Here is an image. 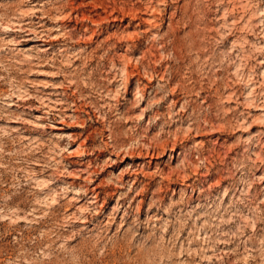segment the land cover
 I'll return each mask as SVG.
<instances>
[{
    "label": "clouds",
    "instance_id": "9594fccd",
    "mask_svg": "<svg viewBox=\"0 0 264 264\" xmlns=\"http://www.w3.org/2000/svg\"><path fill=\"white\" fill-rule=\"evenodd\" d=\"M105 2L0 0V264H264V0Z\"/></svg>",
    "mask_w": 264,
    "mask_h": 264
},
{
    "label": "rangeland",
    "instance_id": "374dc122",
    "mask_svg": "<svg viewBox=\"0 0 264 264\" xmlns=\"http://www.w3.org/2000/svg\"><path fill=\"white\" fill-rule=\"evenodd\" d=\"M74 12H79L82 21H90L94 24L110 22L111 16H118L115 9L109 11L105 0H72ZM106 6V7H105ZM102 10V12H101ZM101 12V14H97Z\"/></svg>",
    "mask_w": 264,
    "mask_h": 264
},
{
    "label": "bare ground",
    "instance_id": "6f19581e",
    "mask_svg": "<svg viewBox=\"0 0 264 264\" xmlns=\"http://www.w3.org/2000/svg\"><path fill=\"white\" fill-rule=\"evenodd\" d=\"M106 7V6H105Z\"/></svg>",
    "mask_w": 264,
    "mask_h": 264
}]
</instances>
